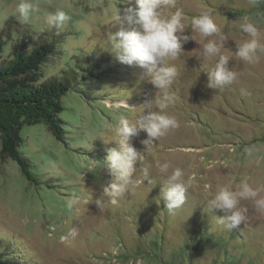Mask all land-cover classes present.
Here are the masks:
<instances>
[{"label": "rangeland", "instance_id": "1", "mask_svg": "<svg viewBox=\"0 0 264 264\" xmlns=\"http://www.w3.org/2000/svg\"><path fill=\"white\" fill-rule=\"evenodd\" d=\"M20 2L0 0L5 54L24 40L51 41L57 52L41 65L38 78L60 79L73 70L76 76L69 77L62 99L63 140L43 123L20 125V151L32 161L37 183L27 180L15 161L0 158V251L18 257V264H264V212L254 201H240L248 219L232 231L216 223L223 213L208 204L223 185L236 190L247 180L254 188L264 187V55L255 63L233 55L228 66L238 73L237 81L223 91L211 89L206 72L215 58L204 60L206 39L190 27L193 17L209 12L226 37L222 51L234 54L249 39L243 24L251 22L264 34V0L255 6L249 0H177L185 34L198 40L184 44L175 61L180 75L172 90L178 98L167 112L179 126L156 141L151 152L141 144L145 133L131 139L144 156L134 179L151 165L155 183L145 180L115 203L102 190L113 179L104 159L117 145L104 139L112 137L121 115L134 119L150 106L155 110L160 95L144 69L121 63L102 48V38L117 30L105 20L135 0H31L37 10L27 23L17 14ZM57 9L71 16L61 29L45 22ZM5 54L0 53L1 60ZM84 74L87 82L80 79ZM86 87L98 97L84 96ZM165 160L192 181L186 203L170 211L172 216L165 215L160 198L167 176L156 165ZM70 198L78 201L72 208ZM98 198L103 207L95 203Z\"/></svg>", "mask_w": 264, "mask_h": 264}, {"label": "clouds", "instance_id": "2", "mask_svg": "<svg viewBox=\"0 0 264 264\" xmlns=\"http://www.w3.org/2000/svg\"><path fill=\"white\" fill-rule=\"evenodd\" d=\"M257 2L258 0H249L253 6ZM35 10L37 6L31 0H21L17 6V14L24 23L29 21ZM70 20L71 16L63 9H57L45 18L47 26L57 29L63 28ZM104 24H110L117 30L109 31L102 38V48L114 52L119 62L144 69L147 81L160 90V95L154 100L155 110L150 106L146 113L134 119L121 115L112 137L104 139L105 143L114 142L117 145L107 150L104 163L113 179L102 190L103 195L108 197L107 201L115 203L132 187L144 184L145 180L149 184L155 183L149 171L151 165L145 168L142 178L134 179L137 165L144 156L142 150H138L130 141L141 132L145 133L141 144L144 146L143 150L151 152L156 141L170 129L179 126L176 117L167 112L178 98L172 90L180 75L175 61L184 52L183 45L197 38L195 35L185 34V14L182 9L177 8V0H135L134 6L129 3L122 10H114ZM190 27L192 33L206 39L201 53L204 60L215 58L214 66L206 72L207 86L211 89L223 91L237 81L238 73L228 66L233 55L248 63H255L264 55V43L261 42L264 34L251 22L241 26L249 39L239 44L234 54L222 51L226 37L209 12L193 17ZM213 36L218 39H211ZM241 94L247 93L242 89ZM246 151L249 156L252 155L251 149ZM156 166L160 174L167 176V182L160 192L165 207L169 211L181 208L186 203L192 181L186 180L185 171L180 167L173 168L170 161L158 162ZM261 191H264V187L254 188L247 180L242 181L236 190L230 185L220 186L208 201L210 209L223 213V216L216 219V223L228 231L244 224L248 219V208L241 206V200H253L256 209L264 212ZM77 202L76 198H70L67 206L72 208ZM95 203L98 207H103L105 202L98 198Z\"/></svg>", "mask_w": 264, "mask_h": 264}, {"label": "trees", "instance_id": "3", "mask_svg": "<svg viewBox=\"0 0 264 264\" xmlns=\"http://www.w3.org/2000/svg\"><path fill=\"white\" fill-rule=\"evenodd\" d=\"M31 41L24 40L20 45L12 46V53L8 56V53L5 54L7 47L0 37V53L7 57L1 60L0 56V158H10L15 161L27 180L37 183L32 161L20 151L22 146L19 137L20 125L43 123L57 140H63L64 127L60 117L64 109L62 99L70 88L69 77L72 74L76 76V72L73 70L72 74L69 73L68 76L60 79L55 77L43 79V76L38 78L37 72L41 65L50 60V55H55L57 50L55 43L51 41L40 40L33 43ZM112 60L109 62L111 63ZM88 78L86 74L80 77L86 82ZM85 93L88 97H98L93 95V89L88 87L83 91L84 96ZM165 215L172 216V213L165 208ZM161 219L160 223H162ZM146 238L148 239L149 236ZM161 239L167 245L164 232ZM7 252L0 251V264H18L19 258L12 254L6 256ZM259 257L263 259L261 255Z\"/></svg>", "mask_w": 264, "mask_h": 264}]
</instances>
